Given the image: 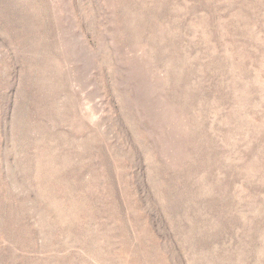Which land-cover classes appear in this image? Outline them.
<instances>
[{"label":"rangeland","instance_id":"rangeland-1","mask_svg":"<svg viewBox=\"0 0 264 264\" xmlns=\"http://www.w3.org/2000/svg\"><path fill=\"white\" fill-rule=\"evenodd\" d=\"M0 264H264V0H0Z\"/></svg>","mask_w":264,"mask_h":264}]
</instances>
